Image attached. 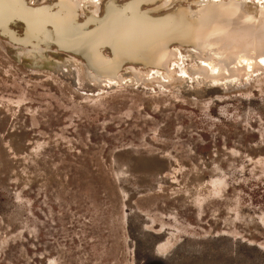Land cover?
Returning <instances> with one entry per match:
<instances>
[{"label":"rangeland","instance_id":"rangeland-1","mask_svg":"<svg viewBox=\"0 0 264 264\" xmlns=\"http://www.w3.org/2000/svg\"><path fill=\"white\" fill-rule=\"evenodd\" d=\"M49 48L0 33V264H264V72L210 87L185 46V82L98 86Z\"/></svg>","mask_w":264,"mask_h":264},{"label":"bare ground","instance_id":"bare-ground-1","mask_svg":"<svg viewBox=\"0 0 264 264\" xmlns=\"http://www.w3.org/2000/svg\"><path fill=\"white\" fill-rule=\"evenodd\" d=\"M248 1L254 13L246 10ZM55 2L18 0L17 7V0H0V33L35 61L50 46L52 54L57 49L70 53L67 58L98 86L128 83L133 88L145 80L165 88L172 80L185 82L186 73L176 69L185 46L191 61L186 72L210 87H240L264 72L262 0H106L101 15L99 0H59L65 5L62 18L45 22V9ZM9 24H20L22 33ZM68 26L76 29L75 37L67 34ZM126 64L131 75L121 73Z\"/></svg>","mask_w":264,"mask_h":264},{"label":"snow or ice","instance_id":"snow-or-ice-1","mask_svg":"<svg viewBox=\"0 0 264 264\" xmlns=\"http://www.w3.org/2000/svg\"><path fill=\"white\" fill-rule=\"evenodd\" d=\"M168 6H171V5H168ZM17 7H18V0H17ZM64 7H65L64 4L60 3L59 0H56V2L53 3L51 8L45 9L46 15L43 16L42 19L45 22H54L57 19L62 18V16H63L62 9ZM112 11L118 13L121 16H125V17L127 16V13L120 12L117 9H112ZM26 14L30 15V13H27V12H26ZM14 18H15L14 15H12V13L10 12V19H14ZM66 31H67V34L70 36L75 37L77 35L76 29L72 26H68Z\"/></svg>","mask_w":264,"mask_h":264},{"label":"water","instance_id":"water-1","mask_svg":"<svg viewBox=\"0 0 264 264\" xmlns=\"http://www.w3.org/2000/svg\"><path fill=\"white\" fill-rule=\"evenodd\" d=\"M77 57H78V56H77ZM79 58H80V59H82V57H81V56H79Z\"/></svg>","mask_w":264,"mask_h":264}]
</instances>
